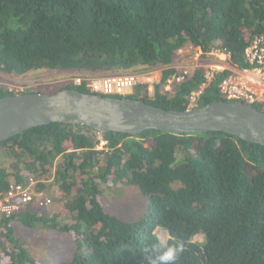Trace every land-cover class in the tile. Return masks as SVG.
Returning <instances> with one entry per match:
<instances>
[{
	"label": "trees",
	"instance_id": "obj_1",
	"mask_svg": "<svg viewBox=\"0 0 264 264\" xmlns=\"http://www.w3.org/2000/svg\"><path fill=\"white\" fill-rule=\"evenodd\" d=\"M262 34L264 0H0V74L101 77L159 69L152 96L144 84L125 97L185 111L194 91L201 90L196 107L226 101L219 85L229 71L202 88L204 69L195 68L164 90L183 73L172 66L179 50L189 44L204 54L218 51L245 68L243 52ZM71 78L47 94L90 93ZM9 95L16 93L0 84V98ZM251 105L264 112V99ZM31 182L34 193L52 199L45 213L62 211L46 218L45 208L30 204L0 217V264H148L145 249L158 242V228L169 243L183 245L176 264H264L263 146L222 132L97 134L51 123L0 144V192ZM53 183L57 201L47 192ZM127 185L142 200L129 219L117 213L116 200L118 186ZM47 222L70 237L68 259L38 260L13 227L33 231ZM199 234L204 241L192 242Z\"/></svg>",
	"mask_w": 264,
	"mask_h": 264
},
{
	"label": "water",
	"instance_id": "obj_2",
	"mask_svg": "<svg viewBox=\"0 0 264 264\" xmlns=\"http://www.w3.org/2000/svg\"><path fill=\"white\" fill-rule=\"evenodd\" d=\"M51 123L80 125L97 134L222 132L264 147V112L242 102L213 101L202 107L174 111L141 100L82 93L74 88L53 94L29 92L0 98V144Z\"/></svg>",
	"mask_w": 264,
	"mask_h": 264
},
{
	"label": "rangeland",
	"instance_id": "obj_3",
	"mask_svg": "<svg viewBox=\"0 0 264 264\" xmlns=\"http://www.w3.org/2000/svg\"><path fill=\"white\" fill-rule=\"evenodd\" d=\"M178 55V62H175L172 66H175L177 70L182 69V72L186 68H196V66H224L230 64V62L226 60V56L223 53L214 51L213 53L204 54L199 48H194L189 44L180 49ZM159 71V69H155L148 70L143 73L145 77L149 78L146 81V85L149 86V96L153 95L154 84L159 82ZM139 72L141 71H136L135 74ZM73 76H75L74 72H51L47 70L28 72L18 76L0 74V84L4 86L8 91L13 93L27 91L32 92L33 90H37L38 88H40L39 90L43 94H47V92L56 89L59 83L65 81L66 78H71ZM169 82L173 83L172 80H170ZM133 93L134 88L128 92V95H131ZM145 146H147V143L145 144ZM102 147L103 146L99 145L98 149L100 150L102 149ZM9 160L11 162H15L14 158H10ZM116 191V200L118 204L117 213L120 216L129 219L130 216L134 215V209L138 206L137 203H140L142 201L140 200L141 196L137 188L134 186H118V189H116ZM47 192L55 200L57 199V197L59 198L58 187L55 183L48 187ZM49 198L51 199V197ZM49 206L53 207V202ZM49 206L45 207V211L41 210L40 215L46 218H49L51 214H56L57 216H59V213H61L62 211V207L58 206L54 213H45L46 208H50ZM58 221L61 222L62 225L66 224L64 222V219H59V217ZM13 225L14 228H16L23 236H25L23 241L25 245L28 246L29 251L32 252V254H34L35 257L42 262L45 260L52 261L61 258L68 259L69 254L73 250V246L70 243V237L68 236V234L61 232L59 228L52 227L48 222L44 224V227L42 225H39L33 231L25 230L21 227V225L16 223H14ZM155 233L157 234L159 240L168 239L169 237L168 233L160 228H158ZM203 241L204 238L201 234L194 236L192 239V242L196 243H201ZM52 257L54 259H52Z\"/></svg>",
	"mask_w": 264,
	"mask_h": 264
},
{
	"label": "built area",
	"instance_id": "obj_4",
	"mask_svg": "<svg viewBox=\"0 0 264 264\" xmlns=\"http://www.w3.org/2000/svg\"><path fill=\"white\" fill-rule=\"evenodd\" d=\"M224 55L230 64L224 66H196V68L204 69L205 82L202 84V88L207 87L216 73L228 70L229 74L219 85V93L226 101L251 105L259 99H264V34L255 36L251 44L245 48L243 52L244 63L247 65L245 68H239L232 64L229 54ZM194 69V67L186 68L181 75L171 80L175 82L183 81L185 76ZM148 79L144 74H133L101 77L75 76L70 80L74 85L85 82L86 88L93 94L105 97H125L135 86L146 84ZM171 83L168 82L165 87L166 90L171 88ZM200 92L201 90L191 93L189 108L196 107ZM100 145L104 147L106 142L102 140ZM32 184L33 182L28 185L13 184L7 191L0 192V217L16 215L30 204L42 208L51 204V199L44 196L43 193H34Z\"/></svg>",
	"mask_w": 264,
	"mask_h": 264
},
{
	"label": "clouds",
	"instance_id": "obj_5",
	"mask_svg": "<svg viewBox=\"0 0 264 264\" xmlns=\"http://www.w3.org/2000/svg\"><path fill=\"white\" fill-rule=\"evenodd\" d=\"M21 93L27 92H18L16 94ZM183 250L182 244H173L169 243L167 239H160L151 247L146 248L145 252L148 253V264H176Z\"/></svg>",
	"mask_w": 264,
	"mask_h": 264
}]
</instances>
